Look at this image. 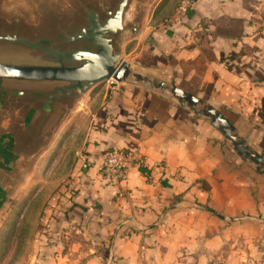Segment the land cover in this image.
Instances as JSON below:
<instances>
[{"label":"crops","instance_id":"1","mask_svg":"<svg viewBox=\"0 0 264 264\" xmlns=\"http://www.w3.org/2000/svg\"><path fill=\"white\" fill-rule=\"evenodd\" d=\"M161 1L147 20L156 24L128 52L130 65L207 102L264 158V0H195L177 22L164 20ZM89 98L95 109L67 173L75 206L61 228L91 247L90 262H196L232 234L264 233V176L205 119L128 85ZM111 149L136 153L148 167L106 183L98 166ZM45 212L53 228L52 209Z\"/></svg>","mask_w":264,"mask_h":264},{"label":"water","instance_id":"2","mask_svg":"<svg viewBox=\"0 0 264 264\" xmlns=\"http://www.w3.org/2000/svg\"><path fill=\"white\" fill-rule=\"evenodd\" d=\"M156 1L0 0L1 216L10 197L8 183L17 186L22 177L21 164L31 165L50 147L93 90L130 78L125 46L142 36ZM149 84L205 119L243 162L264 176V158L220 112L174 86Z\"/></svg>","mask_w":264,"mask_h":264},{"label":"rangeland","instance_id":"3","mask_svg":"<svg viewBox=\"0 0 264 264\" xmlns=\"http://www.w3.org/2000/svg\"><path fill=\"white\" fill-rule=\"evenodd\" d=\"M178 2L179 0L161 1L158 7L160 10L164 9L165 21L173 20ZM153 11L151 8L149 19ZM154 24L156 23L148 22L142 36L128 42L125 46L124 61L129 65L131 59L128 52L150 31V27ZM130 72L131 76L125 83L109 81L93 90L80 110L74 113L69 122L62 127L50 147L32 160L31 165L21 164L18 173H21L22 177L17 186H14L12 181L8 183L10 189L8 196L10 197L4 201V213L0 215V264H107L105 259L90 262L91 247L77 245L81 241L80 235H77L75 231L61 228V222L69 220L67 219L69 218L68 211L75 206L76 189L71 186L69 182L71 176L67 173L70 171L75 153L81 144L80 139L89 125L90 118L87 113L95 109L89 97L94 92L105 93L112 84L138 87L144 91L171 97L167 91L162 92L149 88V81H157L156 79L143 75L131 65ZM134 75H140L148 79V82L137 83ZM166 86L172 87L173 85L166 84ZM204 103L208 105L207 102ZM223 141L230 145L224 139ZM47 208L52 209L50 220L53 221V228L50 224L45 225L48 216L45 212ZM32 211L36 213L30 214ZM32 223H36L35 230L31 229ZM57 238H61L62 243H59ZM50 240L54 241L53 246L49 243ZM99 249L106 252L110 250V246L99 247ZM208 252L212 254L209 258L196 257V262L182 259L176 263L174 261V263L161 262L159 264H264V233L255 239L245 236L244 240L241 235L232 234L228 241L209 248ZM138 264L149 263L141 260Z\"/></svg>","mask_w":264,"mask_h":264},{"label":"built area","instance_id":"4","mask_svg":"<svg viewBox=\"0 0 264 264\" xmlns=\"http://www.w3.org/2000/svg\"><path fill=\"white\" fill-rule=\"evenodd\" d=\"M194 4L195 0H179L173 14V21L177 22L186 17L188 12L194 7ZM133 166L147 168L148 164L143 157L136 153L111 149L98 166V171L104 182L119 185L126 180L128 171ZM155 168H161V165L156 164Z\"/></svg>","mask_w":264,"mask_h":264},{"label":"trees","instance_id":"5","mask_svg":"<svg viewBox=\"0 0 264 264\" xmlns=\"http://www.w3.org/2000/svg\"><path fill=\"white\" fill-rule=\"evenodd\" d=\"M158 9H159V7H158Z\"/></svg>","mask_w":264,"mask_h":264}]
</instances>
